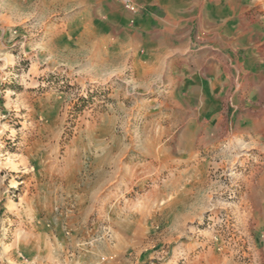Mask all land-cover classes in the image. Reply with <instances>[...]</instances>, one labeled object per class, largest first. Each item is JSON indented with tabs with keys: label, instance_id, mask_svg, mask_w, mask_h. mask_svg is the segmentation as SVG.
Returning a JSON list of instances; mask_svg holds the SVG:
<instances>
[{
	"label": "rangeland",
	"instance_id": "1",
	"mask_svg": "<svg viewBox=\"0 0 264 264\" xmlns=\"http://www.w3.org/2000/svg\"><path fill=\"white\" fill-rule=\"evenodd\" d=\"M130 1L0 0V264H264V15Z\"/></svg>",
	"mask_w": 264,
	"mask_h": 264
},
{
	"label": "crops",
	"instance_id": "2",
	"mask_svg": "<svg viewBox=\"0 0 264 264\" xmlns=\"http://www.w3.org/2000/svg\"><path fill=\"white\" fill-rule=\"evenodd\" d=\"M257 3L259 6L258 9H256V7L254 8V6H252V4ZM250 4H251V14L252 15H264V0H250ZM87 208V206L85 207Z\"/></svg>",
	"mask_w": 264,
	"mask_h": 264
},
{
	"label": "built area",
	"instance_id": "3",
	"mask_svg": "<svg viewBox=\"0 0 264 264\" xmlns=\"http://www.w3.org/2000/svg\"><path fill=\"white\" fill-rule=\"evenodd\" d=\"M122 3L126 9L131 11L132 13H135L137 11L136 7L131 3L130 0H122Z\"/></svg>",
	"mask_w": 264,
	"mask_h": 264
}]
</instances>
